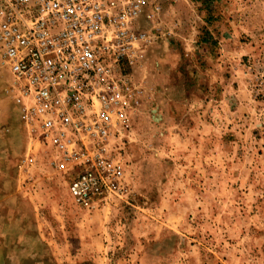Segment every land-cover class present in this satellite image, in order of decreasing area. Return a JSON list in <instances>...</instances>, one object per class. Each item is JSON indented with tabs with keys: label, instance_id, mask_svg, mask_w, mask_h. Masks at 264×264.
<instances>
[{
	"label": "rangeland",
	"instance_id": "rangeland-1",
	"mask_svg": "<svg viewBox=\"0 0 264 264\" xmlns=\"http://www.w3.org/2000/svg\"><path fill=\"white\" fill-rule=\"evenodd\" d=\"M160 3L158 39L125 68L145 98L120 198L81 210L61 174L23 173L0 80V264H264V0Z\"/></svg>",
	"mask_w": 264,
	"mask_h": 264
},
{
	"label": "built area",
	"instance_id": "built-area-1",
	"mask_svg": "<svg viewBox=\"0 0 264 264\" xmlns=\"http://www.w3.org/2000/svg\"><path fill=\"white\" fill-rule=\"evenodd\" d=\"M161 13L160 0H0V80L24 137L19 166L64 176L81 210L127 192L120 144L145 90L125 68L158 39Z\"/></svg>",
	"mask_w": 264,
	"mask_h": 264
}]
</instances>
